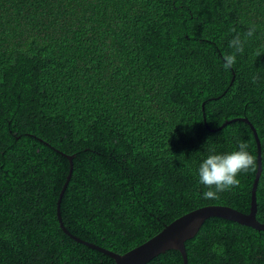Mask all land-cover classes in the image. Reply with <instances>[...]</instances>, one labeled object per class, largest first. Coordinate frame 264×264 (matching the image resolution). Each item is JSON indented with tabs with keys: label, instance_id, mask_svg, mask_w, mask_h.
<instances>
[{
	"label": "trees",
	"instance_id": "1",
	"mask_svg": "<svg viewBox=\"0 0 264 264\" xmlns=\"http://www.w3.org/2000/svg\"><path fill=\"white\" fill-rule=\"evenodd\" d=\"M243 118L264 224V0H0V264H116L60 226L65 155L64 227L120 255L202 207L250 213ZM237 140L255 169L205 199L200 164ZM186 250L188 264H264V231L212 217Z\"/></svg>",
	"mask_w": 264,
	"mask_h": 264
},
{
	"label": "water",
	"instance_id": "2",
	"mask_svg": "<svg viewBox=\"0 0 264 264\" xmlns=\"http://www.w3.org/2000/svg\"><path fill=\"white\" fill-rule=\"evenodd\" d=\"M242 121L246 122L251 126L258 148V171L252 189V202L250 213L246 214L229 206L214 205L202 207L200 209L187 213L186 215L172 222L170 225H167L159 234H157L155 237H153L143 245L127 252L124 255H120L118 253L105 250L101 247L75 238L64 227L61 218L60 204L73 174V156L69 157L65 155V157L69 160V164L71 165V167L70 173L66 180V184L62 189L60 200L58 202V218L60 220L61 228L76 241L87 245L91 249L97 250L103 254L108 255L115 261L116 264H148L154 258L158 257L161 254H165L167 251L170 250L180 252L183 257L184 264H188L186 242L188 240L193 239L200 231L205 221L212 217L222 218L243 226L253 228L258 231H264V224L258 221L257 219L258 204L256 197L259 180L262 174V146L258 137V133L253 124L247 118H243ZM228 123H231V121H229ZM226 125L227 123L224 124L223 127H225ZM223 127H221L220 130Z\"/></svg>",
	"mask_w": 264,
	"mask_h": 264
},
{
	"label": "clouds",
	"instance_id": "3",
	"mask_svg": "<svg viewBox=\"0 0 264 264\" xmlns=\"http://www.w3.org/2000/svg\"><path fill=\"white\" fill-rule=\"evenodd\" d=\"M235 32V28H230ZM255 27H252L244 34L245 38L253 36ZM229 48L233 51L223 55L224 70L231 69L236 63L237 54H242L244 50V39L237 33L230 41ZM261 53H257L259 56ZM256 78H253V83ZM248 143L237 140V149L225 154H209L198 168L199 183L208 191L203 193L205 199H218L219 193L228 191L239 186L240 180L237 178L241 173L247 174L254 170L256 166L255 157L248 151Z\"/></svg>",
	"mask_w": 264,
	"mask_h": 264
}]
</instances>
